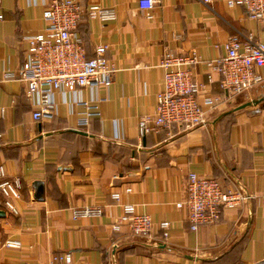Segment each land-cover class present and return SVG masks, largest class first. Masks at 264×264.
<instances>
[{
  "label": "crops",
  "instance_id": "crops-1",
  "mask_svg": "<svg viewBox=\"0 0 264 264\" xmlns=\"http://www.w3.org/2000/svg\"><path fill=\"white\" fill-rule=\"evenodd\" d=\"M79 1L78 30L88 54L107 44L118 69L109 88L84 89L85 99L98 94L106 100L101 117L83 127L81 108L60 93L56 115L34 120L26 83L3 80L1 69H20L27 37L41 32L46 21L43 0L0 5V163L23 181L19 215L7 213L0 201V264H45L57 252L72 253L76 264H264L260 197L226 209L218 223L198 230L191 229L187 210L176 206L191 171L217 178L224 188L239 185L260 194L264 187V81L233 97L221 88L218 72L212 82L207 77L209 62L226 55L224 44L232 35L246 40L252 34L264 42V20L223 0H163L150 11L141 9L139 0ZM92 3L112 9V16L90 18ZM167 50L200 54L194 77L215 105L205 107L200 127L175 125L141 137L140 120L155 115L163 89L161 60ZM260 71L264 76V67ZM122 203L151 216L152 237L112 229ZM88 205L103 206L106 214L72 218V208ZM166 220L171 235L162 239L159 224ZM9 239L22 247H7Z\"/></svg>",
  "mask_w": 264,
  "mask_h": 264
},
{
  "label": "built area",
  "instance_id": "built-area-1",
  "mask_svg": "<svg viewBox=\"0 0 264 264\" xmlns=\"http://www.w3.org/2000/svg\"><path fill=\"white\" fill-rule=\"evenodd\" d=\"M45 28L27 37L28 47L19 70L3 67V80L17 79L26 83V95L35 107L34 120L53 118L58 103L55 94L60 93L66 102L81 108L79 126H88L95 118L101 117V103L106 98L95 95L91 100L83 97L86 88L97 91L100 87L109 88L118 71L108 58L107 44L95 47L90 56L78 26L83 16V6L79 0H43ZM163 0H139V7L153 10ZM211 3L213 0H204ZM231 7H244L247 16L258 21L264 20V0H223ZM2 0H0V5ZM113 14L110 8L98 3L87 6L90 18L106 20ZM152 18V14H148ZM3 15H0L2 18ZM226 55L209 62L208 81H213L214 71L220 74V86L229 96H238L264 81L261 68L264 67V42L250 34L246 40L232 35L224 44ZM202 62L200 54L193 50L187 54L167 50L161 60L164 69L163 89L157 95L155 115L140 120V135L158 133L162 128L172 129L181 126L188 130L206 123L205 107H213L215 99L205 93L204 83L194 77L193 68ZM204 95L200 102L199 95ZM130 192L132 189H126ZM185 196L176 206L186 209L192 230L203 224L218 223L228 208H239L252 199L260 197L264 202V187L260 194L249 192L239 185L224 188L214 177L200 175L195 171L188 173ZM120 200L119 193L114 195ZM0 198L4 201L6 212L19 215L18 205L23 198V181L18 175L8 174L6 165L0 163ZM122 213L112 224L119 232L122 228L137 237L153 236L155 223L150 215L140 213L135 204H119ZM106 209L99 205L74 207L71 216L74 220L101 217ZM172 223L168 220L159 224L161 238L171 235ZM7 247L21 248L18 240L9 239ZM45 264H76L70 252L52 253Z\"/></svg>",
  "mask_w": 264,
  "mask_h": 264
},
{
  "label": "trees",
  "instance_id": "trees-1",
  "mask_svg": "<svg viewBox=\"0 0 264 264\" xmlns=\"http://www.w3.org/2000/svg\"><path fill=\"white\" fill-rule=\"evenodd\" d=\"M0 201H1V204H3V205H4V201H3V199H2V198H0Z\"/></svg>",
  "mask_w": 264,
  "mask_h": 264
},
{
  "label": "water",
  "instance_id": "water-1",
  "mask_svg": "<svg viewBox=\"0 0 264 264\" xmlns=\"http://www.w3.org/2000/svg\"><path fill=\"white\" fill-rule=\"evenodd\" d=\"M2 212H3V211H0V214H2ZM3 214H4V212H3Z\"/></svg>",
  "mask_w": 264,
  "mask_h": 264
}]
</instances>
